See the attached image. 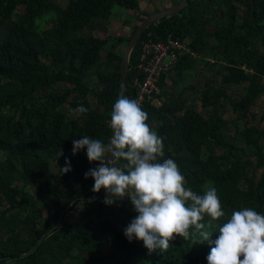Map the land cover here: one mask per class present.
<instances>
[{"label": "trees", "instance_id": "1", "mask_svg": "<svg viewBox=\"0 0 264 264\" xmlns=\"http://www.w3.org/2000/svg\"><path fill=\"white\" fill-rule=\"evenodd\" d=\"M139 3L0 0V264H207L210 246L192 228L163 252L129 242L123 232L137 215L130 200L105 205L104 189L88 199L94 181L84 174L99 162L86 149L72 154L81 136L110 140L123 54L111 45L126 47L146 16L169 8L141 16ZM114 9L129 12L124 23L134 20L128 36L107 33ZM167 37L187 50L175 51L155 78L158 90L139 103L185 187L216 189L225 216L202 221H211L214 241L233 211L264 214V130L249 124L264 94V0H186L152 22L130 53L123 96L137 100L134 81L145 76L135 68L141 42ZM80 105L88 111L74 116ZM65 159L71 171L62 175Z\"/></svg>", "mask_w": 264, "mask_h": 264}, {"label": "clouds", "instance_id": "2", "mask_svg": "<svg viewBox=\"0 0 264 264\" xmlns=\"http://www.w3.org/2000/svg\"><path fill=\"white\" fill-rule=\"evenodd\" d=\"M71 111L78 116L88 109L80 105ZM147 121L140 103L122 95L110 114L112 136L107 143L87 135L72 141L73 155L86 149L88 161L99 162L84 174L94 181L92 192L104 189L108 206L125 197L130 200L137 215L124 229L125 238L142 241L149 253L163 252L176 236L188 240L192 228L200 243L210 246L207 264H264V214L249 207L233 211L218 237L210 240L211 221L225 216L216 189L199 195L186 188L176 162L162 159L165 138ZM59 170L62 175L70 172V161L65 159ZM205 216L211 218L208 224L202 223Z\"/></svg>", "mask_w": 264, "mask_h": 264}, {"label": "built area", "instance_id": "3", "mask_svg": "<svg viewBox=\"0 0 264 264\" xmlns=\"http://www.w3.org/2000/svg\"><path fill=\"white\" fill-rule=\"evenodd\" d=\"M184 50H187L184 43L178 42L170 37H167L165 42L150 39L141 42L135 68L137 71L144 72L145 76L141 83L137 80L134 81V84L139 88L137 93L138 102L144 96L147 99L151 98V96L149 97L150 93L153 90H158L155 85V78L166 71L176 61L177 56L175 51Z\"/></svg>", "mask_w": 264, "mask_h": 264}, {"label": "rangeland", "instance_id": "4", "mask_svg": "<svg viewBox=\"0 0 264 264\" xmlns=\"http://www.w3.org/2000/svg\"><path fill=\"white\" fill-rule=\"evenodd\" d=\"M57 3L61 6H64L66 0H56ZM177 2L178 0H140L139 3V12L141 16H144L145 13H151L156 9L169 7L172 2ZM117 11L116 18L112 19L111 23L108 26L107 33L114 36H128L131 30L134 20L130 19L128 23H124L126 17H128L129 12L123 9H114V12ZM93 36L98 38H103V34L100 31H94ZM113 51H118L123 53L125 46L123 44H113L111 45ZM240 92L238 91V95ZM253 111L255 112V118L252 121H249L250 125L258 126L259 129L264 130V94L260 96L253 106ZM241 126V125H240ZM261 143L264 144V136L261 139ZM123 219V215H121Z\"/></svg>", "mask_w": 264, "mask_h": 264}, {"label": "water", "instance_id": "5", "mask_svg": "<svg viewBox=\"0 0 264 264\" xmlns=\"http://www.w3.org/2000/svg\"><path fill=\"white\" fill-rule=\"evenodd\" d=\"M185 6H186V0H181V2L179 4H177L173 7H169L167 9L160 10V11L149 14L137 26L134 33L130 37V40L128 41V43L125 47V50L122 54V57H121L119 77H118V91H117L116 101L123 95L124 85H125V75H126L127 66H128V59H129L131 51L133 50V48H134L135 44L137 43L141 33L143 32V30L146 29L155 20L160 19L162 17H167L168 15H171V14H174V13L178 12L179 10H181ZM111 136H112V131H111ZM111 136H110V138H111ZM95 195H96V193L93 192V194L88 199H90V200L94 199ZM73 203L74 202H72L70 205L65 207L59 213L56 224L46 234H48L49 232H51L52 230L56 229L59 226L63 213L66 212L72 206Z\"/></svg>", "mask_w": 264, "mask_h": 264}, {"label": "crops", "instance_id": "6", "mask_svg": "<svg viewBox=\"0 0 264 264\" xmlns=\"http://www.w3.org/2000/svg\"><path fill=\"white\" fill-rule=\"evenodd\" d=\"M171 5V4H170Z\"/></svg>", "mask_w": 264, "mask_h": 264}]
</instances>
